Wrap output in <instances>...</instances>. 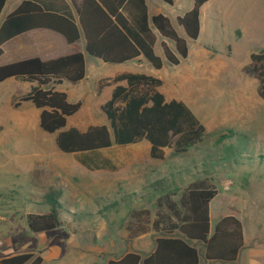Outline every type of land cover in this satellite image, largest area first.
<instances>
[{"label": "rangeland", "instance_id": "obj_1", "mask_svg": "<svg viewBox=\"0 0 264 264\" xmlns=\"http://www.w3.org/2000/svg\"><path fill=\"white\" fill-rule=\"evenodd\" d=\"M188 2L190 0H173L171 6L159 1L154 4L155 8L161 9L160 13L167 15L176 33L184 39L187 38L174 19ZM208 3L207 12L200 21L203 31L196 40L187 39L188 58L178 65L165 61L159 46L160 37L157 36L154 52L162 59L161 69H153L146 61H143V67L138 68L127 63L104 64L95 59L97 71L91 73L87 70L81 85L64 81L58 86L69 97L74 92L80 93L82 85H88V92L97 76H111L119 68L162 78L157 90L165 95L166 100L184 102L204 126L203 140L182 155H174L172 149L164 148L163 160L144 159L146 161L140 164L143 159H131L125 149L136 144L112 145L109 149L91 153L65 154L55 147V133H45L36 126L29 130L27 140L11 136L9 128L0 124V249L5 240H11L17 248L40 252L49 245L39 248L42 235L48 236V243L56 237L62 246V254L56 264H68L70 258L76 259L85 251L90 213L103 209L117 196L113 189L120 187L118 179L146 177L149 173L150 178L161 180L162 185L157 186L148 199L137 200L134 197L132 201L120 202V219L122 214L126 218L131 206L148 208L153 212L157 195L169 192L175 194L172 199L177 200L187 183L207 178L218 193L214 203L220 204L221 198H232L230 204L223 203L221 211H226L227 206L237 211L245 229L253 228L258 239L264 242V101L254 92L252 98L257 101L252 105L249 120L244 109L242 123H232L235 108L237 110L238 105L246 103L250 97L248 83L251 78L241 71V67L247 63L250 53L264 50V0H214L211 3L209 0ZM214 10L218 11L217 14ZM167 45L174 51L172 42L167 41ZM197 49H204L206 54L194 64ZM186 77L190 82L183 83L181 80ZM237 85L242 87L244 100L237 97ZM104 87L99 89L97 84L93 93L99 95ZM7 89L2 91L5 100L8 95L18 97L28 91L23 85ZM105 91L96 97L97 101L104 97ZM13 101L7 110L2 102L0 110L5 116L16 110L12 106ZM77 115L68 117L63 129L74 127L84 131L93 125L109 127L102 112L83 122L77 119ZM219 137L222 138L218 143ZM145 144L144 141L141 143L146 147ZM131 160L138 162L139 169L130 165ZM49 190L60 192L59 201L69 213L64 214L63 225L58 230L33 234L25 227L24 215L44 212L46 206L42 197Z\"/></svg>", "mask_w": 264, "mask_h": 264}, {"label": "trees", "instance_id": "obj_2", "mask_svg": "<svg viewBox=\"0 0 264 264\" xmlns=\"http://www.w3.org/2000/svg\"><path fill=\"white\" fill-rule=\"evenodd\" d=\"M7 0H0V11ZM73 4L77 22L69 17L44 11L33 0L22 1L0 24L1 46L8 40L35 29L59 34L67 44L84 38L85 53L107 64H122L142 58L153 69H160L162 59L155 54V32L172 42L174 51L161 41L159 46L165 61L173 66L187 57L186 39L177 35L168 18L162 14L147 16L143 0H79ZM172 4V0H161ZM192 7L176 18L185 37L196 40L199 35V11L208 0H191ZM241 71L256 80V95L264 101V50L250 53L249 62ZM85 75L81 53L42 61L28 58L0 65V83L9 79L35 82L36 87L20 97L13 107L30 102L40 110L38 126L48 134L55 133L54 144L65 154L91 153L112 145H129L145 140L149 144L151 160L164 159V148L182 155L200 143L205 128L190 109L177 100L165 101L157 90L158 78L143 73H122L98 82V88L115 85L110 98L100 106L109 122L88 126L84 131L74 127L63 129L66 119L74 115L81 103H69L63 92L43 88L62 80L76 83ZM125 82V86L117 85ZM223 137V136H222ZM216 142H221V138ZM161 186L162 181L155 182ZM217 190L207 178L186 184L178 199L169 192L159 196L151 217L148 209H132L126 223L127 238L133 239L150 230L161 232L151 254L141 256L127 253L118 261L107 264H198L199 252L190 243L204 245L207 260L231 263L243 244L242 224L233 215L221 217L213 231L209 230L208 204ZM60 192L49 190L42 197L46 210L27 213L25 225L33 234L50 232L63 225L65 212ZM173 235H177L173 237ZM181 235L185 237H179ZM187 239V240H186ZM42 258L33 253H20L0 259V264H41Z\"/></svg>", "mask_w": 264, "mask_h": 264}, {"label": "crops", "instance_id": "obj_3", "mask_svg": "<svg viewBox=\"0 0 264 264\" xmlns=\"http://www.w3.org/2000/svg\"><path fill=\"white\" fill-rule=\"evenodd\" d=\"M22 1L24 0H7L4 3L0 11V24L2 23L4 18L9 13H11ZM33 1L37 3L44 11L66 16V17L71 18L75 22H77V17L75 15L74 7L70 0H33ZM143 1H144V5L146 8V13L148 17L152 15H156V14H162L167 17V15L160 13L161 9L154 7V4L156 1L164 3L163 1L161 0H143ZM208 1L204 3L200 8L199 25H200V21L202 19L203 14H206L207 12V6L209 4ZM212 1L214 0H210V3ZM74 3L76 4L79 3V0H74ZM151 3L153 4L152 6H151ZM172 3H173V0H172ZM166 5L171 6L172 4L170 5L166 4ZM191 7H192V1L190 0V2H188V4L186 5L185 9L181 12V14L175 17L174 19L175 23H176V18L183 15L188 10H190ZM217 9L219 10L220 8L217 7ZM217 12L218 11L214 10V14H217ZM201 31H203L202 27L199 29V33ZM241 34L243 35V30H241ZM155 35H156V40H155V44H156L157 36L159 35L156 32H155ZM161 41H164L167 44V41L160 37L159 44ZM1 49H2V54L0 56V65H4L7 63H12V62H16V61H20V60H24L28 58H39L40 60L45 61V60H50V59L66 56V55L81 53L84 56L85 75L82 80L76 83L69 82L74 85L76 84L81 85L80 82L86 78L87 70H89V72L91 73L96 72L98 65L95 62H93V60L95 59L99 60L85 53L84 38L82 35H80L78 41H76L75 43L67 44L59 34L53 31H50V30H45V29H35V30H31L23 34H20L8 40L7 42H5L1 46ZM205 54L206 53L204 49L203 50L197 49L195 53V58L193 61L194 64L200 62V60L205 56ZM249 55H248L247 63L249 62ZM187 58H188V53H187V57L184 60H186ZM87 59H92V60L87 62L88 61ZM143 61L144 60L142 58H139L137 60L129 61L126 63L131 64L133 66L136 65L138 68H141L143 67ZM104 64H107V63H104ZM122 64H125V63H122ZM114 65H119V64H114ZM122 70H123L122 68H119L117 69L116 72H114V74H112L111 76H107V77L97 76L94 85L93 83L91 84V89L89 88L88 92L86 91L88 88V85L86 87L82 85L81 88L79 89L81 90L80 93L77 94V92H74V95H71L70 97L67 95L65 90L58 89V86H61L65 80H62L59 84L49 83L47 86H43V88L52 89L58 92L65 93L66 100L69 103L80 102L81 106L75 114L77 115L78 113L79 116L77 115L78 116L77 119L80 122H83L84 120L93 119L92 117L93 115H96L102 112L100 110V106L110 98L111 92L115 86L113 84L106 85L102 89V91L99 93V95H96L93 93L94 88L97 87V84L101 79H111L114 76L122 74V73H139L140 72L136 70L131 71L133 69H129V71H122ZM190 70L193 71L194 68H190ZM250 78L251 80L248 83V86L250 87V97L246 100V103L238 105L237 110L235 108L234 120L232 121L233 124H236L239 121L240 123H242L241 121L243 120L242 111H244V109H246V114H245L246 118L247 120H249L250 114L251 112H253L251 109L253 108L252 105L256 104L257 99L256 98L253 99L252 97H253V93L255 92V87H256L257 82L252 77ZM159 80L161 81V84H162L163 79L160 78ZM181 81L183 83H187V82H190V79L189 77H186L185 79ZM2 85H5V86L2 87ZM14 85L26 86L28 91H26L24 95H26L30 91L31 87L37 86L35 82H27V81H23L20 79H14V78H9L1 82L0 83V106L2 102L3 104L5 103L6 110L9 107V104L12 102V100H14L13 101V104H14L20 97L24 96V95H21L18 97H14V96L11 97L10 95H8L6 100L2 97V93H3L2 91L4 89L6 90L9 87L12 88V86ZM117 85L125 86V82L123 81L119 82L117 83ZM252 88H254V91H252ZM235 89H236L237 97L240 98L241 100H244L245 97H244L243 90H241L242 87L237 85L235 86ZM104 90H106L105 91L106 94L104 95V97H102L101 100L97 101L96 97L104 93L103 92ZM160 93L163 95L164 100L166 102L169 100H172V99L166 100L165 95L162 92ZM255 95H256V92H255ZM238 98H237V102H239ZM174 100H177V99H174ZM7 113L9 114V112ZM39 113H40V110L36 109L30 102H22L16 108V110L8 116H5L0 110V124L2 125L5 124V126L9 128V132L11 136L25 137L28 140L30 136L29 130L33 128L35 129L36 126H38ZM143 141L146 143L145 144L146 147L141 145ZM135 144H136L135 147L128 146V145H120V146H128L125 149H127V151L129 152L131 159H139V157L142 158L143 161L140 162V164H143L144 161H146L144 159L155 161V160H151L149 157V153H148L149 144L145 140H142ZM163 152H164V149H163ZM137 164L138 162L136 161H133V160L130 161V165H136L137 169H139ZM142 174H144V171ZM149 174L146 177L145 176L143 177V175H141V176H136V177H128V176L120 177L118 179V181H120L118 184L120 187L113 189L114 194L117 196L113 198L110 203H108L107 205H104L103 209L99 208L90 213L91 219L86 227L87 236H86L85 251L82 254L78 255L79 257H77L76 259L70 258L68 261V264H107L109 261L120 260L127 253H136L141 256H145V255L151 254L154 251L155 240L161 236L160 235L161 232H154L150 230L146 234L139 235L133 239H128L127 230L125 229L126 223L130 220L129 218L130 210L148 209V208H142V207L136 208L134 206H131V209L127 212L126 214L127 216L125 219H124L125 215L122 214L121 219H120V214H118L120 202H129L130 200L132 201L134 197H135L134 199H137V200H143V198L148 199L151 197L153 193H155V188L158 186L155 184V182H157L158 180H154L150 178ZM142 195H145V196L143 197ZM158 197L159 196L157 195L155 197V200ZM217 197H218V193L208 204L210 233L213 231L216 222L221 217L225 215H233L236 218H238L242 224L243 244H242V247L239 249L235 259L231 263H226V262L217 261V260H207L204 256V245L197 241H190V243L199 252L198 264H264V242L258 239V237L255 234V230L253 228L250 230L245 229L246 227H245V224H243V221H242L243 219L238 216L237 211L230 210V206H227L228 209L226 211L224 212L221 211L225 203L230 204V201L232 198L230 197L221 198L222 202H220V204H217V203H214ZM153 213L154 211L153 212L150 211L151 217H153ZM24 223H25V220H24ZM61 227L62 226H60L59 228ZM59 228L53 231H50V232H54L58 230ZM44 233H47V232L37 233V234H44ZM175 236L177 235H173V237ZM178 236L185 239V237L181 235H178ZM47 241H48V236L42 235L41 240L38 245L39 248H41L43 245H46V244H49V245L40 252H34L35 250L33 249L26 250L25 247L17 248L12 244L11 240H5L3 248L0 249V259L15 255V254H20V253H33L34 255H37L42 258L41 264H56L57 259H59L62 254V246L60 244L61 240L57 242L56 237L55 238L53 237V241L50 240L49 243Z\"/></svg>", "mask_w": 264, "mask_h": 264}]
</instances>
